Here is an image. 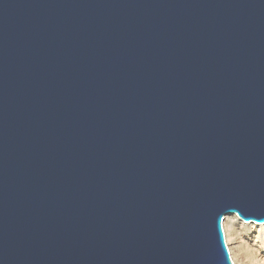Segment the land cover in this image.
<instances>
[{"label": "water", "instance_id": "95a60500", "mask_svg": "<svg viewBox=\"0 0 264 264\" xmlns=\"http://www.w3.org/2000/svg\"><path fill=\"white\" fill-rule=\"evenodd\" d=\"M264 223V0H0V264H235Z\"/></svg>", "mask_w": 264, "mask_h": 264}, {"label": "bare ground", "instance_id": "6f19581e", "mask_svg": "<svg viewBox=\"0 0 264 264\" xmlns=\"http://www.w3.org/2000/svg\"><path fill=\"white\" fill-rule=\"evenodd\" d=\"M227 243L233 242L230 249L235 264H259V255L264 249V223L248 224L236 214L225 219Z\"/></svg>", "mask_w": 264, "mask_h": 264}, {"label": "rangeland", "instance_id": "374dc122", "mask_svg": "<svg viewBox=\"0 0 264 264\" xmlns=\"http://www.w3.org/2000/svg\"><path fill=\"white\" fill-rule=\"evenodd\" d=\"M256 224V225H259V224H263V223H257V222H255V221H250V222H248V224ZM224 224H225V222H224ZM228 244V246H229V249H232L233 247H234V244H233V242L232 241H230L229 243H227ZM259 264H264V249H263V251H262V253L259 255Z\"/></svg>", "mask_w": 264, "mask_h": 264}]
</instances>
